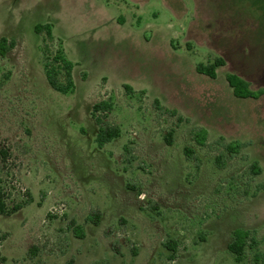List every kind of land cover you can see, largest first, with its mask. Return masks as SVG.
Masks as SVG:
<instances>
[{
	"label": "rangeland",
	"instance_id": "374dc122",
	"mask_svg": "<svg viewBox=\"0 0 264 264\" xmlns=\"http://www.w3.org/2000/svg\"><path fill=\"white\" fill-rule=\"evenodd\" d=\"M263 12L264 0H0V36L16 40L0 57V178L9 206L31 198L0 214V264H251L250 251L238 262L226 245L244 227L264 251V188L236 197L220 184L247 161L217 168L215 152L194 146L202 159L196 174L183 146H193V125L210 139L250 142L244 152L258 160L256 181L264 182V93L234 95L225 74L237 63L228 59L214 78L196 69L230 54L227 18L248 26L234 34L264 37ZM38 22L52 24L76 62L73 93L45 78ZM244 46V66L257 73L250 87H264V40L245 38ZM123 83L136 91L125 93ZM110 96L104 120L120 134L98 147L90 110ZM155 97L188 119L176 126L173 144L162 136L176 117L159 114ZM97 211V223L87 219ZM72 225L80 226L77 236ZM169 240L178 245L174 259Z\"/></svg>",
	"mask_w": 264,
	"mask_h": 264
},
{
	"label": "trees",
	"instance_id": "16d2710c",
	"mask_svg": "<svg viewBox=\"0 0 264 264\" xmlns=\"http://www.w3.org/2000/svg\"><path fill=\"white\" fill-rule=\"evenodd\" d=\"M226 14V17L231 15V13ZM227 19L228 25L226 23V29L231 30L232 32V35L228 36L226 39V45H233V48H230V50L229 48L227 49V51H230V54L228 52L229 55H226V57L223 54L216 55L214 58H211L212 60H209L207 64H204L202 62L198 64L196 69L198 72L207 74L208 76L214 78L216 76V69L220 66H223L228 60L230 62H234L235 64L237 63V66L234 65V70L228 71L225 74L226 80L229 86L232 88L233 94L239 97L258 98L261 94L264 93V87H250V80L253 76L257 75V73L251 71V69L247 67L250 65V62L246 61L247 66H244V58L242 57V52L245 48V38L247 40L259 43L261 40H264V37L260 39H254V34H246L244 33V31L242 33L243 36L241 34H234V28H236L239 25L240 21L243 20H239V17L238 19L236 17ZM239 26L241 30H246L248 28V26H246L245 24ZM33 28L34 31L40 35L41 42L38 48L40 50L43 72L48 84L54 90L62 94L73 93L76 88L73 78V68L76 62L72 61L67 56L62 40L54 36L52 24L50 22L35 23ZM15 45L16 40L14 38H8L4 35L0 36V57L5 56V54L13 49ZM238 45H241L242 48H238ZM238 73H241L246 77L243 78ZM82 75L84 77L86 76L84 72L82 73ZM122 86L125 90V93L127 94H132L136 91L134 90L132 85L128 83H123ZM139 92L143 94L146 91L145 89H141L139 90ZM113 104V98L110 96L106 99H100L93 102L91 106L90 113L97 124L95 141L98 147H103L105 143L118 137L120 134L119 125L108 123L104 120L107 116V113L112 109ZM152 104L154 108L158 110L159 114H166L168 116L176 117V124L167 128L162 136L163 140L167 144H173L175 140L176 126L185 119H188L180 114L176 108L163 105L157 97L153 98ZM189 134L193 146H183V153L185 159L192 162L196 174L200 171L202 159L196 153L194 146L199 149L204 148L207 152H215L213 156V164L217 168H224L228 160L234 158H240L241 160L247 161V166L241 171V173L238 174V176L237 174L231 175L228 179L220 184L221 186L228 185L229 189H233L234 194H237L236 197L246 198L248 196H254L264 188V182L256 181V178L263 171L262 166L260 165L258 160H250L248 154L244 152V148L248 144H250V142L241 141L239 139H227L224 135L221 134L216 136L215 138L210 139L208 136V130L202 125L191 126ZM123 147L124 150H128L127 144L123 145ZM0 157L1 160H4L6 157L5 151L2 149H0ZM125 159L128 162H131L130 158L125 157ZM253 181H255L254 184L252 183ZM239 182L241 186H238L237 183ZM126 185L130 186L131 184L127 182ZM131 186L132 188H136L134 185ZM29 201H31V198L21 200L20 202H16L15 204L9 206L7 203L6 191L0 178V214H12L20 209L23 205L29 203ZM87 219H90L94 223H97V221L99 220V212L97 211L92 215L90 214ZM72 231L74 235L77 236L80 232V226L72 225ZM82 235L83 234L81 233L80 236ZM200 240H204V237H200ZM171 242L172 241L169 240L164 244L167 249L170 250L168 258L174 259L176 257L178 245L176 243L171 244ZM34 250H36V247L31 248L32 252H34ZM226 250H228L233 259L238 262L246 260L248 258L247 253L248 251H250L251 264H264V251L260 247V239L257 238L255 231L252 229L244 227H236L235 229H233L230 234V240L226 245ZM64 264H74L73 258H68Z\"/></svg>",
	"mask_w": 264,
	"mask_h": 264
}]
</instances>
